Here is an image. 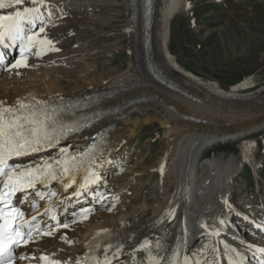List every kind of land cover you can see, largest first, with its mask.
Listing matches in <instances>:
<instances>
[{
  "label": "bare ground",
  "instance_id": "1",
  "mask_svg": "<svg viewBox=\"0 0 264 264\" xmlns=\"http://www.w3.org/2000/svg\"><path fill=\"white\" fill-rule=\"evenodd\" d=\"M49 1L40 0L33 5L31 0H24L23 5L25 9H39L40 5ZM85 1L88 0H63V5L69 12L78 14L79 9H75V4ZM122 1L128 14L126 31L131 42V63L125 72L108 79L86 80L92 74V70L87 71L75 81L81 80L82 83L71 92H66V86L56 80V74L71 78L76 76L77 70H66V67L60 69L54 65L65 62L72 66L74 54H83L85 50L73 49L55 54L60 46L55 44L54 23L44 20V32L35 36L34 44L37 46L33 57L22 61L19 67L9 66L0 74V102L3 107H16L18 100L64 107L80 105L83 101L102 96L105 98L102 105L111 107L123 104L134 96L144 93L150 95L151 100L128 105L106 116L90 130L71 137L50 154L44 155L53 158L55 155L58 157L67 152L79 151L100 130L115 124L108 130L102 148V160L97 168V174L104 178L110 168L109 162L126 143L125 139L134 135L142 123L156 121L166 129L167 139V146L152 174H158L160 178L158 201L148 206L149 199L146 198L142 208L137 210L127 206L126 194L122 196L115 193L106 208L107 212L112 210L111 215H107L106 211L95 213L87 221L52 229L49 231L54 233L52 238L38 237L25 245L23 252L33 254L32 259L44 255L61 261H75L84 253L98 252L105 255L107 249L110 264H157L156 258L162 261L170 255L175 264H230V261L231 264H253L245 261L246 257L260 256L264 242L249 243L247 234L239 230L242 219L235 208L242 209L245 204L232 199L235 190L229 186L245 163L254 157L252 143L239 145V157L214 154L203 162L201 158L208 148L218 143L241 140L264 128V87L256 93L237 95L253 87L252 77L247 76L223 92L216 82L203 80L176 62L168 47L169 24L181 8V0L154 1L152 54L159 71L172 81L174 88L162 84L157 74L148 71L139 49L140 14L134 24L130 1ZM60 11L58 9L57 13ZM34 16L40 19L42 15L37 12ZM56 18L59 17L56 15ZM85 19L86 30L92 31L100 23L94 17ZM46 40L52 43L41 42ZM133 46H136L135 53L132 51ZM86 69L85 65L81 71L85 72ZM215 105H225V109L233 115H220L218 112H222L223 108H216ZM187 117L201 122L191 121ZM112 187V184H108L102 195L97 193L95 201L103 200ZM77 189L75 186L74 190ZM140 196L141 193H137L132 198L133 202ZM124 208L126 211H123ZM261 208H264V199L259 204ZM145 240L150 244L141 248ZM118 247L121 251L117 253ZM113 253H116V257L110 259Z\"/></svg>",
  "mask_w": 264,
  "mask_h": 264
},
{
  "label": "rangeland",
  "instance_id": "2",
  "mask_svg": "<svg viewBox=\"0 0 264 264\" xmlns=\"http://www.w3.org/2000/svg\"><path fill=\"white\" fill-rule=\"evenodd\" d=\"M217 1L181 0V8L169 24V51L181 67L203 80L216 82L223 92L244 77L251 76L253 87L237 95L256 93L264 87V0ZM58 7H64L62 1L49 8L55 12ZM75 7L79 9L78 14L62 10L61 19L54 21L55 41L61 51L57 54L73 49L85 50L83 54H74L72 66L65 62L54 65L60 69L77 70L76 76L71 78L56 74V80L66 86V92H71L82 83L81 80L75 81L87 71L92 70V74L86 80L108 79L125 72L131 63V42L126 31L128 14L123 1L88 0L76 3ZM88 17L100 21L92 31L86 30L85 18ZM85 65L88 69L81 71ZM218 106L223 108L222 112H218L220 115H233L225 109V105L214 107ZM165 132L166 129L156 121H148L125 139L126 143L112 159L113 166L105 174V184L114 187L97 213L106 211L107 215L112 214V210L107 212L106 207L115 193L126 194L127 199L124 200L127 206L137 210L142 208L146 198L149 199L148 206L158 201L160 178L158 174H152L167 146ZM248 142L252 143L254 157L252 155L251 161L245 163L229 186L235 190L233 200L244 201L259 209L264 199V128L244 139L208 148L201 160L209 159L210 152L216 156L239 157V145ZM139 192L141 196L133 202ZM91 222L95 223L94 220Z\"/></svg>",
  "mask_w": 264,
  "mask_h": 264
},
{
  "label": "snow or ice",
  "instance_id": "3",
  "mask_svg": "<svg viewBox=\"0 0 264 264\" xmlns=\"http://www.w3.org/2000/svg\"><path fill=\"white\" fill-rule=\"evenodd\" d=\"M22 2L23 0H0V9L11 7L13 4L20 5ZM39 2L40 0H31L33 5ZM37 12H39L38 8H26L23 12H15L14 15L0 16V46L9 48L20 41L23 51L25 43L34 44L37 35L33 32L35 27L34 13ZM39 32H44L43 26L39 28ZM41 42L52 43L50 40ZM2 59L3 53H0V61ZM21 63L22 61H17L13 67H19ZM32 99L35 100V98ZM38 104L39 102L33 105H25L24 101L18 100L17 105L19 107H3L2 102H0V177L4 178L3 187L0 188V264H12L14 259L13 248L33 240L34 231L38 234L51 235V232H39L29 221H25L24 224L16 223V220L23 218L24 213L12 203L17 192L26 193L28 189H35L37 176L34 175V172L42 174V168L38 166L36 169L20 170L8 163L13 156H20L29 151H38L40 146L50 145L58 140L59 134H55L57 124L55 112L49 113L43 107H39ZM71 159L73 162L76 160L75 157ZM54 163L60 164L61 162L56 161ZM45 167H52V165H45ZM70 167H65L64 171L68 172ZM91 175L94 177L92 182L100 179L95 173ZM52 176L53 179L56 178L55 172ZM40 182L43 183V180ZM73 182H75L74 178ZM85 182L87 183V179ZM36 195L43 198V193L39 191L36 192ZM84 218H87L86 214ZM32 220L35 221L36 217L33 216ZM220 223L223 224V221ZM63 227H68V225L65 224ZM149 244L150 242L145 240L140 247L145 248ZM107 251L105 249L103 264H109ZM120 251L121 249L118 247L116 252ZM113 257H116V253H113ZM41 259L43 260L45 257H41ZM156 261L159 264V258H156ZM49 264H60V262L50 261ZM96 264H101V262L97 260Z\"/></svg>",
  "mask_w": 264,
  "mask_h": 264
},
{
  "label": "water",
  "instance_id": "4",
  "mask_svg": "<svg viewBox=\"0 0 264 264\" xmlns=\"http://www.w3.org/2000/svg\"><path fill=\"white\" fill-rule=\"evenodd\" d=\"M133 12L135 13L137 5L140 7L141 12V28H140V43H141V51L145 58V63L152 74L156 73L157 76L163 79L165 84L172 85V81L167 80L165 76L159 71L155 58L152 54L151 49V28L153 24V14H154V0H129ZM138 1V2H137ZM138 3V4H137ZM144 97H148L151 99V96L143 95Z\"/></svg>",
  "mask_w": 264,
  "mask_h": 264
}]
</instances>
